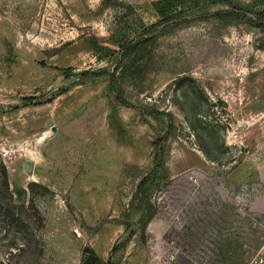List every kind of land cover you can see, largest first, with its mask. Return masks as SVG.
Segmentation results:
<instances>
[{"label": "rangeland", "instance_id": "1", "mask_svg": "<svg viewBox=\"0 0 264 264\" xmlns=\"http://www.w3.org/2000/svg\"><path fill=\"white\" fill-rule=\"evenodd\" d=\"M264 0H0V264H264Z\"/></svg>", "mask_w": 264, "mask_h": 264}, {"label": "built area", "instance_id": "2", "mask_svg": "<svg viewBox=\"0 0 264 264\" xmlns=\"http://www.w3.org/2000/svg\"><path fill=\"white\" fill-rule=\"evenodd\" d=\"M260 261L263 263L264 262V255L260 258Z\"/></svg>", "mask_w": 264, "mask_h": 264}]
</instances>
